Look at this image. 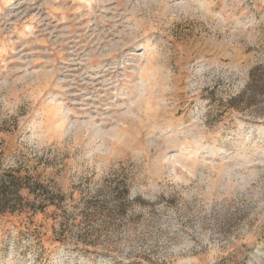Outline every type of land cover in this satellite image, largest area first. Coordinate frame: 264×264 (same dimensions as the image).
Segmentation results:
<instances>
[{
	"label": "rangeland",
	"instance_id": "rangeland-1",
	"mask_svg": "<svg viewBox=\"0 0 264 264\" xmlns=\"http://www.w3.org/2000/svg\"><path fill=\"white\" fill-rule=\"evenodd\" d=\"M0 264H264V0H0Z\"/></svg>",
	"mask_w": 264,
	"mask_h": 264
}]
</instances>
